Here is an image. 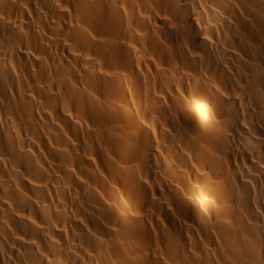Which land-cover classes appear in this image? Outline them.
I'll return each mask as SVG.
<instances>
[{
	"label": "bare ground",
	"instance_id": "6f19581e",
	"mask_svg": "<svg viewBox=\"0 0 264 264\" xmlns=\"http://www.w3.org/2000/svg\"><path fill=\"white\" fill-rule=\"evenodd\" d=\"M0 264H264V0H0Z\"/></svg>",
	"mask_w": 264,
	"mask_h": 264
}]
</instances>
